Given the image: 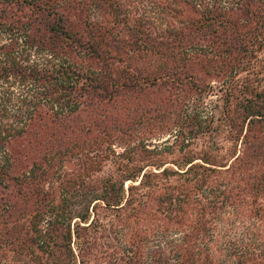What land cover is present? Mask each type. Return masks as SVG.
Returning a JSON list of instances; mask_svg holds the SVG:
<instances>
[{"label": "trees", "instance_id": "1", "mask_svg": "<svg viewBox=\"0 0 264 264\" xmlns=\"http://www.w3.org/2000/svg\"><path fill=\"white\" fill-rule=\"evenodd\" d=\"M156 1L173 18L181 12L190 15L181 22L189 29L186 36L180 34L178 40L170 42L160 41L154 34L158 40L153 47L147 34L155 33V28L148 19L129 22V11L137 16ZM225 5L235 8L224 10ZM253 8L262 11L253 12ZM95 10H100L101 18ZM263 14L264 0H0V177L8 183L5 188H10L9 182L20 181L14 176L22 171L16 172L20 164L8 153L21 138L63 134L75 138L68 145L84 146L95 127L99 126L98 135L90 141L124 132L123 124L116 123L118 117L100 105L118 99L126 86L128 91L140 88L142 82L152 87L163 75L179 85L191 80L180 70L166 71L162 62L156 70V75L162 73L158 77L142 73L130 77L119 63L130 60L131 54L145 58L148 52L156 56L170 49L196 53L201 49L199 42L230 41L240 43L246 55L240 57L243 65L240 62L233 67L224 62L225 72L232 71L236 78L241 75L239 70L249 69L241 79L247 86H240L237 97L230 92L236 88L234 83H226L229 90L216 107L217 115L211 110L204 125L184 114L187 123L197 125L196 131L187 135L179 131L180 137L172 143L189 148L190 156L179 165L161 161L163 154L172 150L168 146L149 152L138 144L117 158L114 171H122L118 180L105 182L81 168L78 177L85 175L88 181L79 179L63 190L55 206L51 189L36 183L49 179L50 172L38 173L41 166L30 163L32 172L12 186L17 202L9 205L10 221L0 225L1 255L5 249L17 264H264V102H254L261 98L259 94L254 100L242 98L243 93L253 95L255 88L250 84L260 73L251 60L264 49L255 47L251 39L258 38L260 30L264 32ZM233 16L238 18L230 20ZM122 28L130 38L129 46L118 41ZM81 38L90 40L83 42ZM98 39L103 41L102 47ZM76 49L85 52L89 60L100 61L103 73L94 74L90 67L78 71ZM123 53L125 58L120 56ZM205 54L203 51L198 58ZM119 66L121 71L113 78L112 67ZM221 68L217 63L213 70ZM83 112L99 118V123L86 127L80 137L82 131L72 125L81 121ZM225 130L231 141L238 136L241 151L220 154L216 138ZM58 141L54 138L51 144L58 146ZM198 142L205 147L201 156L191 154ZM46 147L49 151L43 150L48 155L41 159L45 165L56 159L51 146ZM138 154L148 162L140 163L136 172H127L139 163L135 158ZM197 160L200 162L195 163ZM169 163L176 169L164 167ZM148 167L154 170L143 173L137 182ZM171 178L173 182H168ZM127 181L132 184L125 189ZM74 209L76 212L70 214ZM90 210L92 220L72 228L73 220L84 222ZM27 216V231L15 235L13 228ZM105 220L111 224L106 237L109 241L102 235L96 238ZM223 223L227 232L218 231L217 225ZM58 230L60 238H55ZM97 240L101 243L98 246ZM57 251L62 255L55 256Z\"/></svg>", "mask_w": 264, "mask_h": 264}, {"label": "rangeland", "instance_id": "2", "mask_svg": "<svg viewBox=\"0 0 264 264\" xmlns=\"http://www.w3.org/2000/svg\"><path fill=\"white\" fill-rule=\"evenodd\" d=\"M124 1L135 2L140 0ZM158 2L159 1L151 3L150 9H141L137 16L136 14H133L132 11H129L128 15L129 22L130 20H134V18L142 19L144 17L143 20L148 19L149 23L152 25V28H155V33L151 31L150 34H147V39L151 41L150 43L153 45V47H155L153 42L157 43L158 40L154 36V34H157L160 41H162V39H165L170 40L171 42L178 40V36L180 34L186 36L187 31L189 30L186 26L182 27L181 22L187 17H190V15L188 16L185 12H181V14L177 13L176 18H173V16L168 13L166 9L162 10L159 7ZM134 5L138 7L136 3H134ZM225 8L226 9L224 10H231L235 8V6L225 5ZM91 10L93 9L91 8ZM256 10H258V8H253V12H255ZM77 12L79 13V10H77ZM94 13L97 14L99 18H101L100 10H95ZM173 14H176V12H174ZM198 17L199 16H194L193 19ZM262 17H264V14L262 15ZM235 18L238 17L233 16L232 18H230V20H234ZM254 21L255 19L251 21V23L253 24ZM118 32L121 35L118 40L119 43L123 41L125 45L127 44L129 46L131 43L130 38L125 30L122 28ZM259 33L260 36L258 38L251 40L255 41L253 43L254 46H257V48H259L260 50L264 49L261 48L264 46V32L263 30H260ZM81 39H83V42L90 40L87 38ZM98 43H101V47L104 44L101 39H98ZM202 44L200 42L198 43L201 49L196 53H191L190 51L186 52L183 49H181V51H174L173 49H170L164 50L162 52L160 50L159 52H161L162 54H157L155 56L153 55V53L151 55V53L148 52L149 54H147L145 58H142L140 55L137 56L135 54H131L130 60L125 59L123 63H119L123 67H126V73L130 77L138 73L148 75L150 78L154 77V75L155 77H158V74H162L160 73V71H158V74L156 75V70L158 69V65L161 62L165 65L164 69H166V71L169 70L171 72L173 69H175L176 72H179L180 70L181 72H185L186 74H188V76L191 77V80H186L182 85H179L174 84V78H172L171 76L163 75V77L161 76L159 78V81L156 82L152 87H147L149 84H146V82H142L140 88H137L133 91H128L126 86V88L121 91L120 97H118V99L115 98L113 101H109V103H102L100 106L107 108L108 112L112 113L113 116L118 117V121L116 123L123 124L124 132L110 133L108 136H97L95 140L90 141L92 137L98 135L97 129H99V126L95 127L86 142H78L84 144L85 148H83L84 146H81L82 148L79 146L77 148H74V146L68 145L71 140H74L75 138H73L72 136H65L63 134H60L59 136H55L53 138L50 137V133H47L44 136L41 135L40 138H32L29 135L26 138H21L20 140H18L14 144L11 152L9 150L8 156H11L13 159L18 160L20 164V167L16 172H20L21 170L22 171L19 174H14V176L20 181L14 180L13 182H9L10 188H5L8 183L1 181L0 177V225L6 220L10 221V219H8L10 216L7 215V213L11 211L9 205L17 202V198L16 195H14L15 192L12 190V186L15 184V182H21V179L19 177H22L24 174L27 175L28 172H32L33 166L30 165V163L35 162L41 166V169H39L40 171L38 173L42 171H44V173L45 171L50 172L49 179L45 180L44 182L36 183L43 185L45 190L51 189V192L54 195L53 205L57 206L59 203L58 197L62 198L59 195L61 194V192H63V190L69 188L70 186H73L74 183H78L79 179H83L85 182L88 181V178L85 175L78 177V171L81 168L82 171L86 170L89 174L95 173L94 175L104 179L105 182H107L108 179L111 178L113 179V182L118 180V176H122V171H120L119 174L118 172L114 171V168L117 167L118 163L117 158L129 151L128 149H132L133 146H136L138 144H141L143 147L146 146V149L149 152L150 150L156 151L158 149H160V151H163L164 146H168L169 148H171L172 150H169V152L165 153V155L163 154V158L161 159L162 162L166 160L165 162H175V164L179 165L182 161H184L186 157H189L190 155L188 154H190V152H187L189 148H186L184 150L182 148H179L178 144L172 145V143L176 139V136L177 138L180 137L178 136L179 131L184 135L196 131L195 126L197 124H193V122L191 121L187 123V119L184 118V114L187 117H195L197 121L200 122V124L204 125V120H207L211 116L210 111L215 110L216 113V107H219L218 105H221L223 94H225V92L229 90L225 86L226 83H234L233 86H236V88L231 89L230 92L233 93V97H237L236 91L241 90L242 86H247L241 83V79L245 77L242 75L249 71V69L239 70L242 69L241 67L236 68L241 72L240 76H242L240 77L239 75H237L236 78H233L232 71L225 72V70L227 69L224 68V62L230 63L229 66L236 67V65L241 62L240 57L242 55H246L242 54L240 50V43L237 45L235 43H230V41L225 42L219 40L218 42L205 41V43L203 45ZM128 46L125 48V50L129 48ZM177 47L178 48L176 49H179L178 45ZM105 51L107 52V49H105ZM203 51L206 52L204 57L198 58V56ZM108 52L110 53L111 49H108ZM256 54L257 55L251 60V62L253 63L254 61L256 66H258L256 68L259 69L260 73L257 77H255L256 81L254 82V84L249 83L251 88L255 89L252 92L253 95L250 93H243L242 98L246 97L247 99L254 100L253 97H255V94H259L261 98L254 101L256 104H259L262 101L264 102V52L261 53L258 51ZM124 55L125 54L123 53L120 56L124 57ZM74 56V62L77 65L78 71H82L87 67H90L89 70H91V72L94 74L103 73V70L100 66V61L89 60L85 52L76 49ZM210 63L212 64L209 65ZM217 63L220 64L223 68L219 69L218 71L216 69L215 72L213 69L214 65ZM181 65H184V68H181ZM241 65H243L242 62ZM120 68V66L112 67L113 78H117L118 71H121ZM121 81H124V79H122ZM234 81L236 82V84ZM143 86L146 87V89L143 90ZM248 88L250 87L248 86ZM244 91L246 90H243L242 92ZM80 114L83 115V118L79 123L72 126H78L80 128V131H82H79L81 137L82 134H84V132L86 131V127L92 125L93 122L98 125L99 118L94 119L93 115L90 116V113L87 112H83ZM221 124L228 131L226 124L224 122H222ZM178 125L181 126V129L177 128ZM226 130L223 131L222 134L220 131L221 135L219 134V138H216V140L219 141L220 147L222 148V152H220V154H224V156L232 153L234 150L241 151L242 149L240 141L236 140L238 136L231 141L227 137L228 133ZM54 138L59 139V141L57 142L59 143L58 146H54L53 144H51V142L54 141ZM47 144L51 146L52 154L56 155V159L51 164L45 165L44 162L41 161V159L46 158V156L48 155L47 151L49 150L46 147ZM171 145L172 147H170ZM196 145L198 146H194V151H192L193 153L191 154H194L195 156H201V153L203 152L205 147L202 146L200 142L196 143ZM45 148L47 149V151L43 150ZM59 151L60 154H58ZM135 158L139 163H135V167H133V169H129L130 171H127L129 173L132 172L131 170H134L133 172H136L141 166L140 163L148 162L143 161V157L141 156V154L136 155ZM154 158L156 159L157 157L154 156ZM199 162L200 161L197 160L195 163ZM164 167L176 169V167L170 163L165 165ZM152 170H154V168H146L145 171L142 172L137 179V182L140 181L143 173L151 172ZM170 180L171 181L168 182H173L174 179L171 178ZM131 184V181H127L124 185V188L127 189V187ZM64 194L65 193H62V195ZM68 195L70 194L68 193ZM81 210H83V207H81ZM74 212H76V209L70 211V214H73ZM29 217L27 216L25 219H21L22 221L18 225V228H13L15 235H17L18 232L24 235V233L27 231ZM92 218V211L90 210L88 219H86L84 222H79L78 219L73 220L72 228H74L78 223H80V226H84L86 223H89ZM110 218L112 219V217ZM103 222H105V224L103 223L101 228L98 230L99 233L96 234V238L99 239V237L102 235V239H104V241H109L106 237L108 235L109 226L111 224H106V220ZM42 226H44V224H42ZM217 227L219 232H227L225 231L227 229V226L224 225V223L218 224ZM103 232L104 234H102ZM60 233L61 230H58L54 237L60 238ZM235 234L239 236V234ZM241 236L243 235L241 234ZM82 237L86 238L85 236ZM56 242H60V239H57ZM96 244V246H98L101 243H99V241L97 240ZM72 248L75 249V246L73 245ZM3 251L4 255H1L0 251V264H17L15 261H13L15 259L12 257V254L8 253V251H6L5 249ZM53 254L55 256L62 255V252L57 251Z\"/></svg>", "mask_w": 264, "mask_h": 264}]
</instances>
